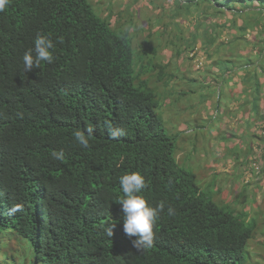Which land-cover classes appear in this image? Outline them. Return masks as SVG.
Returning a JSON list of instances; mask_svg holds the SVG:
<instances>
[{"label":"trees","instance_id":"obj_1","mask_svg":"<svg viewBox=\"0 0 264 264\" xmlns=\"http://www.w3.org/2000/svg\"><path fill=\"white\" fill-rule=\"evenodd\" d=\"M173 1L174 13L157 24L167 34L164 45L181 41L179 27L187 44L176 57L183 51L196 56L202 40L211 68L228 85L214 96L200 94L202 104L213 106L212 119H219L223 158L233 161L228 182L243 186L249 174L262 186L264 0ZM138 4L113 11L109 1L102 15L89 0H11L0 12V264H244L248 242L263 237L257 216L215 202L176 162L160 98L178 86L193 99L197 89L189 83L197 76L184 72L176 80L170 63L159 58L161 44L148 41L135 51L139 31L149 39L157 33L153 21L136 19ZM193 8L205 14L197 23L186 20ZM224 28L237 36L220 43L213 59L209 48ZM37 34L53 40L54 60L27 72L22 58ZM109 123L121 130L118 139L109 138ZM89 126L94 132L83 148L73 133ZM59 150L62 161L51 156ZM130 172L144 176L151 205L165 202L152 246L139 251L136 237L123 231L118 203L119 179ZM256 192L243 188L233 200L249 204ZM14 206L20 210L11 212ZM257 241L250 245L258 247Z\"/></svg>","mask_w":264,"mask_h":264},{"label":"rangeland","instance_id":"obj_2","mask_svg":"<svg viewBox=\"0 0 264 264\" xmlns=\"http://www.w3.org/2000/svg\"><path fill=\"white\" fill-rule=\"evenodd\" d=\"M95 9H98L100 14H104L106 2H111L112 10H125L127 6H132L134 3L138 2L139 6L134 12L136 19L142 22V18H148L153 21L151 28L152 32L157 31L154 37L149 39L147 31L144 29L138 32V36L133 39V47L136 52L149 45L148 41L152 45H163L165 52L161 51L159 58L162 62H169L171 67H169V72H171L176 80H179L182 73H184L188 78H196L197 81L194 83H189L190 88L197 89L194 98L192 95L182 96L179 93V87L176 86L174 90L166 93V95L160 98V114L162 116V111H164L165 129L170 135L175 138V150L174 158L178 165L191 172L195 175L196 183L199 187L206 191L205 193L212 192L213 200L215 202H224L228 206L232 207L236 211L240 212L243 208L249 210L251 215L257 216V223L261 231H264V184L262 186L256 185L259 180L257 178H251L248 174L243 178V186L235 185L233 187L232 183L228 180L231 177V173H234L233 161L230 159H224L226 156V151H223L221 146L222 141L218 137L217 128L218 121L213 120L212 117L215 113H211L213 106L209 107L207 104H202L203 93L207 95H217L219 91L227 90L226 83L219 79V75L222 73L211 68V60H208L203 53V48L205 43L200 40L196 42L194 53L196 56L192 57V54L188 52V55L183 51L180 57H176V51L181 50L187 44V33L186 31L180 36V27L177 30V38H181L173 45H164L168 39L167 34L163 29L157 27V24L164 20V15H172L175 11L173 7V0H89ZM184 3L185 0H182ZM209 14H212L211 9H209ZM157 16V17H156ZM205 17L203 11L199 8L195 10L193 8V14L186 18L187 21L192 19L193 23L201 21ZM163 18V19H162ZM166 18V17H165ZM181 23V22H180ZM115 26V25H112ZM187 27L189 25L186 24ZM191 30H193L191 28ZM158 31H163L162 37ZM251 32L250 29L246 28V32ZM159 34V35H156ZM202 32L198 34L201 38ZM233 35L232 29L224 28L220 34V38L216 42L215 46L209 48V52L212 53L213 59L218 56L214 53L220 46V43L228 45L231 43ZM140 42L141 44H139ZM232 53L244 54L238 48H230ZM220 55L223 53H219ZM218 54V55H219ZM223 72V71H222ZM224 73V72H223ZM174 81V79H172ZM210 84V89L204 87L206 84ZM188 85V86H189ZM200 87V89H199ZM201 94V96H200ZM194 103H192V102ZM201 103L200 105L198 104ZM227 119V117H226ZM225 119V120H226ZM224 121V120H223ZM222 121V122H223ZM224 121L223 123H225ZM234 133V132H233ZM236 135V133H234ZM223 152V153H222ZM235 175V174H234ZM220 176V178L218 177ZM241 179L243 177L242 173L238 175ZM214 178V179H213ZM238 181V180H237ZM224 182V183H223ZM232 184V185H231ZM260 187L259 189H257ZM246 188L247 194L250 195L251 191L257 190L255 193V198L249 204H238L233 200L234 196L240 192L241 189ZM250 201V198L247 199ZM261 238V239H260ZM258 240V247L251 246L250 244ZM261 240H263L262 243ZM250 246V250H249ZM244 254V264H264V235L263 237L258 236L256 239H251L245 248ZM249 254V255H248Z\"/></svg>","mask_w":264,"mask_h":264},{"label":"clouds","instance_id":"obj_3","mask_svg":"<svg viewBox=\"0 0 264 264\" xmlns=\"http://www.w3.org/2000/svg\"><path fill=\"white\" fill-rule=\"evenodd\" d=\"M10 3L11 0H0V12L5 11ZM54 51L55 44L50 36L37 34L34 39V47L28 49L22 58L25 71L31 72L33 68H38L41 61L49 64L52 63L54 60ZM163 115L164 111L162 112V116ZM107 127L109 138L112 140L118 139L122 134L120 129L113 128L110 123ZM93 132L94 128L89 126L83 131H74L73 135L80 146L88 148L89 138L92 136ZM51 156L55 160L62 161L65 158V152L63 150L53 151ZM119 183L123 193V198L118 202L122 206L123 231L130 238L136 237V239L132 240V244L138 251L150 248L155 236L154 226L159 219L160 213L165 209V202L160 201L153 206L146 200L143 195V190L147 185L144 176L139 172H130L122 175L119 179ZM19 210V206H14L10 209L11 212ZM167 211L169 215L174 214V209L172 207H168ZM112 227L113 226L107 229V235L109 237L113 234Z\"/></svg>","mask_w":264,"mask_h":264}]
</instances>
